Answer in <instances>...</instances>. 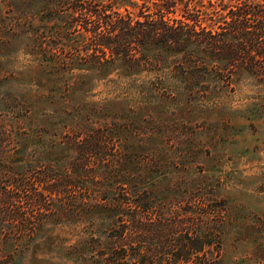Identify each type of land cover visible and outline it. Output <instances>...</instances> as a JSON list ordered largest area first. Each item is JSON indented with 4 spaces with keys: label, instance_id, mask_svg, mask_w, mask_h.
<instances>
[{
    "label": "trees",
    "instance_id": "1",
    "mask_svg": "<svg viewBox=\"0 0 264 264\" xmlns=\"http://www.w3.org/2000/svg\"><path fill=\"white\" fill-rule=\"evenodd\" d=\"M118 1L77 0L62 19L67 29L68 25L72 28L67 32L70 45L59 47L52 40L49 47H42L41 62L52 64L61 74L74 68L89 70L77 77L90 79L115 69H120V75H138L169 59L179 86L174 91L162 87V82H147L140 90L143 100L137 108L122 100H109L95 109L75 105L81 122L105 114L110 123L97 128L79 123L78 131L62 133L66 139L45 145L38 133L42 128L0 131V139L11 140L13 145L1 155L9 159L5 161L10 164L2 166L11 187L0 186V264H12L18 253L21 256L29 249L50 219L53 224L107 225L105 239L90 234L77 246L64 249L70 258L86 259L85 247L96 243L103 246L98 257L89 252L94 264L217 261V254L208 256L205 249L214 246L212 236L221 234L217 228L224 225V217L216 221L211 212L190 213L185 221L174 223L173 215L153 216V210L158 206L170 210L183 195L176 191L180 189L191 194L188 204L195 207H211L214 203L205 200L209 194L213 199L219 197V183H212V177L204 175L207 170L196 165L204 154L200 139L182 118L186 113L224 111L222 100L235 91L237 78L264 75V0L129 1L137 13L121 12ZM75 84L76 93L90 89L86 80ZM174 126L189 131L178 137L182 128ZM66 147L74 152L68 161L62 157ZM41 156L48 159L44 160L48 165L33 178L40 186L34 188L26 180L30 172L26 165L31 167L34 157L40 163ZM174 157L179 164L173 177L165 170ZM162 181L165 187L159 189ZM219 206L223 211L226 201L220 198ZM172 231L180 234L170 243L177 252L172 258L141 255L148 240L168 248L165 240ZM216 246L219 251L218 242Z\"/></svg>",
    "mask_w": 264,
    "mask_h": 264
},
{
    "label": "rangeland",
    "instance_id": "2",
    "mask_svg": "<svg viewBox=\"0 0 264 264\" xmlns=\"http://www.w3.org/2000/svg\"><path fill=\"white\" fill-rule=\"evenodd\" d=\"M76 1L0 0V131H16L18 128L34 131L42 128L43 132L38 133L42 136L41 144L45 145L66 139L62 133L71 135L73 131H78L79 123H87L90 128L104 127L110 123L105 114L104 117L96 114L90 116L88 122H81V113L77 114L80 109L75 105L95 109L106 101L122 100L128 106L137 108V102L143 100L140 91L142 85L149 81L162 82V87L177 90L179 81L173 75L169 59L157 68L145 69L138 75H120V69H115L108 75L92 76L90 79L77 77L88 74L89 70L74 68L70 73L61 74L52 64L46 66V63H42V47H49L53 44L52 40L59 43V47L61 44L65 48L70 45L67 32L72 28L68 25L67 29L62 19L64 15L71 13L69 7ZM129 1L136 0L118 1L120 11L128 9L137 13L138 8L132 7ZM61 9L65 12H60ZM151 52L154 53V50ZM78 80H86L90 83V89L76 93L74 88ZM236 83L235 91L222 100L226 106L224 111H203L198 114L186 113L183 118L181 116L186 121L185 127L194 131L200 139L198 144L203 148L204 154L196 165L207 170L204 175L212 177V183H219V197L213 199L209 194L205 200L214 203L211 207H195L188 204L191 201L190 193L188 195L181 189L176 190L183 195L176 199L170 210L163 211L158 206L153 210V216H163L168 212L167 214L174 216L171 217L174 223L185 221L190 213L211 212L216 221H222L224 217V225L220 224L217 228L221 234L212 236L211 240L215 244L205 249L209 251L206 254H217L215 264H264V75L253 77L243 74L237 78ZM153 102L156 103V99ZM81 112L84 113L83 110ZM173 128H182L178 137L189 131L181 126ZM5 140L0 139V186L8 188L11 187L7 178L9 175L4 172L2 165L10 163L5 161L9 160L7 157L3 158L1 155H5V149L10 150L13 145L11 140ZM27 143L25 140L23 144ZM73 155L74 152L66 147L62 157L68 161ZM44 157L41 156L40 163L35 162L36 157L31 158V167L26 165L30 170L26 180L34 188L40 186L33 178L40 176L37 172L46 169L48 165L44 161L48 159ZM174 159L165 170L168 176L174 177L178 173L175 167L179 161L175 157ZM165 183L166 181L158 183V188L165 187ZM36 191L44 192L42 188ZM198 196L199 194L194 195ZM220 198L226 201L223 211H220ZM218 214L220 217L217 219ZM50 221L52 219L46 222L44 233L39 234L29 249L20 253L21 256L18 253L12 264H94L92 258H89V252L97 254L103 245L91 243L86 246V259L70 258L65 255L64 249L77 246L79 241L87 239L90 234L105 239L109 231L107 225L100 222L93 225L86 222L53 224ZM167 234L165 241H169L168 248L158 241L148 240L143 243L146 250L141 255L172 258L177 252H173L175 247L172 251L170 243L180 234L174 231ZM217 242L219 251L216 249Z\"/></svg>",
    "mask_w": 264,
    "mask_h": 264
}]
</instances>
